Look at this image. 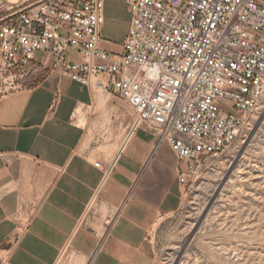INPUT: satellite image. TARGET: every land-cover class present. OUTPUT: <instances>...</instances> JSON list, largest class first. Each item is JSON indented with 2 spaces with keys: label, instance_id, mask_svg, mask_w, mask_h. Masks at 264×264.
<instances>
[{
  "label": "built area",
  "instance_id": "obj_1",
  "mask_svg": "<svg viewBox=\"0 0 264 264\" xmlns=\"http://www.w3.org/2000/svg\"><path fill=\"white\" fill-rule=\"evenodd\" d=\"M125 1L121 53L100 46L104 0L21 3L0 18V83L13 90L14 79L59 71L118 96L176 153L184 186L264 101V0Z\"/></svg>",
  "mask_w": 264,
  "mask_h": 264
},
{
  "label": "crops",
  "instance_id": "obj_2",
  "mask_svg": "<svg viewBox=\"0 0 264 264\" xmlns=\"http://www.w3.org/2000/svg\"><path fill=\"white\" fill-rule=\"evenodd\" d=\"M126 5L108 52H122ZM103 17L116 19L106 0ZM178 172L124 100L45 71L0 96V264H152L149 229L178 208Z\"/></svg>",
  "mask_w": 264,
  "mask_h": 264
},
{
  "label": "rangeland",
  "instance_id": "obj_3",
  "mask_svg": "<svg viewBox=\"0 0 264 264\" xmlns=\"http://www.w3.org/2000/svg\"><path fill=\"white\" fill-rule=\"evenodd\" d=\"M18 5L0 2V18ZM107 10H114L116 19H106L101 37L114 44L102 46L115 51L124 37L127 5L106 0ZM68 56L77 59L74 50ZM41 75L14 79L12 87L30 86ZM9 90L0 83V94ZM148 242L152 264H264V101L242 135L220 155L205 159L182 186L178 208L155 220Z\"/></svg>",
  "mask_w": 264,
  "mask_h": 264
},
{
  "label": "bare ground",
  "instance_id": "obj_4",
  "mask_svg": "<svg viewBox=\"0 0 264 264\" xmlns=\"http://www.w3.org/2000/svg\"><path fill=\"white\" fill-rule=\"evenodd\" d=\"M19 0H0V2L6 3L8 5L16 4ZM103 93V92H100Z\"/></svg>",
  "mask_w": 264,
  "mask_h": 264
},
{
  "label": "water",
  "instance_id": "obj_5",
  "mask_svg": "<svg viewBox=\"0 0 264 264\" xmlns=\"http://www.w3.org/2000/svg\"><path fill=\"white\" fill-rule=\"evenodd\" d=\"M24 0H19L18 3L16 4H12V5H18V4H21Z\"/></svg>",
  "mask_w": 264,
  "mask_h": 264
}]
</instances>
